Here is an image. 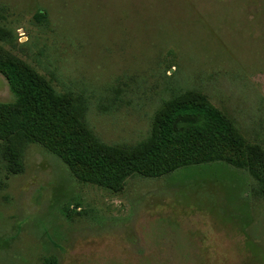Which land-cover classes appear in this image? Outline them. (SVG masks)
Returning a JSON list of instances; mask_svg holds the SVG:
<instances>
[{
	"label": "rangeland",
	"instance_id": "obj_1",
	"mask_svg": "<svg viewBox=\"0 0 264 264\" xmlns=\"http://www.w3.org/2000/svg\"><path fill=\"white\" fill-rule=\"evenodd\" d=\"M0 49L100 150L137 151L186 100L220 112L241 144L236 165L105 187L0 138V264H264V0H0ZM14 101L0 75V104Z\"/></svg>",
	"mask_w": 264,
	"mask_h": 264
},
{
	"label": "trees",
	"instance_id": "obj_2",
	"mask_svg": "<svg viewBox=\"0 0 264 264\" xmlns=\"http://www.w3.org/2000/svg\"><path fill=\"white\" fill-rule=\"evenodd\" d=\"M43 14H36L37 19ZM0 75L15 101L0 104V138L14 134L41 145L67 166L79 182L117 186L132 174L159 176L177 167L230 161L237 164L241 144L224 116L197 101L171 105L159 118L146 145L129 154L93 147L82 136L63 99L25 64L0 49Z\"/></svg>",
	"mask_w": 264,
	"mask_h": 264
}]
</instances>
